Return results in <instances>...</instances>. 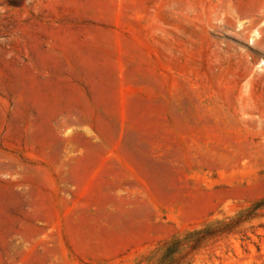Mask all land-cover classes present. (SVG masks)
<instances>
[{
	"label": "rangeland",
	"instance_id": "obj_1",
	"mask_svg": "<svg viewBox=\"0 0 264 264\" xmlns=\"http://www.w3.org/2000/svg\"><path fill=\"white\" fill-rule=\"evenodd\" d=\"M262 198L264 0H0V264H158ZM192 264H264V216Z\"/></svg>",
	"mask_w": 264,
	"mask_h": 264
},
{
	"label": "trees",
	"instance_id": "obj_2",
	"mask_svg": "<svg viewBox=\"0 0 264 264\" xmlns=\"http://www.w3.org/2000/svg\"><path fill=\"white\" fill-rule=\"evenodd\" d=\"M264 216V198L252 202L235 215L207 220L201 226L174 235L158 246V264H192L194 254L212 242L241 231Z\"/></svg>",
	"mask_w": 264,
	"mask_h": 264
},
{
	"label": "bare ground",
	"instance_id": "obj_3",
	"mask_svg": "<svg viewBox=\"0 0 264 264\" xmlns=\"http://www.w3.org/2000/svg\"><path fill=\"white\" fill-rule=\"evenodd\" d=\"M257 44V43H256Z\"/></svg>",
	"mask_w": 264,
	"mask_h": 264
}]
</instances>
